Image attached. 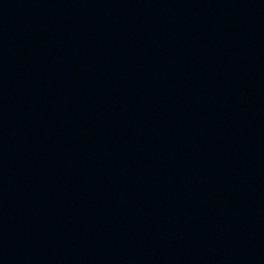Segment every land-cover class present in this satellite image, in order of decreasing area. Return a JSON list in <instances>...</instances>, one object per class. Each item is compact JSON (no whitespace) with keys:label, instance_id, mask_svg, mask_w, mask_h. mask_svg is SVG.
<instances>
[{"label":"water","instance_id":"water-1","mask_svg":"<svg viewBox=\"0 0 264 264\" xmlns=\"http://www.w3.org/2000/svg\"><path fill=\"white\" fill-rule=\"evenodd\" d=\"M0 264H264V0H0Z\"/></svg>","mask_w":264,"mask_h":264}]
</instances>
